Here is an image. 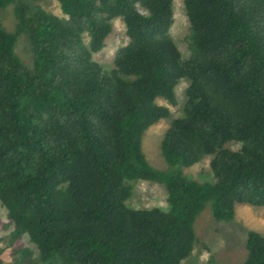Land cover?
<instances>
[{
  "label": "trees",
  "instance_id": "16d2710c",
  "mask_svg": "<svg viewBox=\"0 0 264 264\" xmlns=\"http://www.w3.org/2000/svg\"><path fill=\"white\" fill-rule=\"evenodd\" d=\"M57 2L62 17L0 0V18L13 4L16 20L12 32L0 23L2 259L182 264L209 202L216 221H231L236 204L264 207V0H185V59L168 35L172 0ZM116 17L128 41L105 70L92 57ZM21 34L32 67L14 52ZM182 78L183 116L160 146L166 174L148 164L142 137L170 115L157 99L175 105ZM206 155L214 183L174 170ZM135 180L163 184L168 210L128 207ZM245 247L242 264H264V237L248 232Z\"/></svg>",
  "mask_w": 264,
  "mask_h": 264
},
{
  "label": "rangeland",
  "instance_id": "374dc122",
  "mask_svg": "<svg viewBox=\"0 0 264 264\" xmlns=\"http://www.w3.org/2000/svg\"><path fill=\"white\" fill-rule=\"evenodd\" d=\"M185 0H172V24L168 35L178 47L182 59L188 57L186 37L189 34V21L185 11ZM28 6L31 15L37 7L57 16H64L57 0H23ZM1 25L8 31H13L16 25L13 4L9 5L1 14ZM126 28L121 18L112 19V31L105 39L104 47L93 54V60L99 63L103 69L111 70L114 67L116 52L127 43ZM15 54L27 67L34 64V56L26 34H21L14 47ZM189 80L182 78L175 86V105L159 98L157 103L168 106L170 115L160 119L150 126L142 137V151L148 164L163 173L169 174L171 170L161 155L162 139L176 118L183 116L185 104V91ZM239 143L228 142L225 147L238 149ZM212 155H206L198 163L191 167H176L174 170L181 173L189 180L199 183H214V177L210 169ZM132 195L126 202L127 206L134 209L159 208L168 210L167 193L163 184L135 180L130 182ZM212 203L209 202L205 209L197 216L194 222L196 241L189 257L182 264H209L214 260L220 264H242L247 256L246 239L250 231L256 232L264 237V207H255L247 204H236L234 218L231 221H216L211 211ZM0 213L5 219V210L0 207ZM9 232V231H8ZM8 232L1 233L4 237ZM26 246L30 247L34 255H37L35 246L30 243L27 236L23 237ZM0 255V264H25L23 261L6 262Z\"/></svg>",
  "mask_w": 264,
  "mask_h": 264
}]
</instances>
